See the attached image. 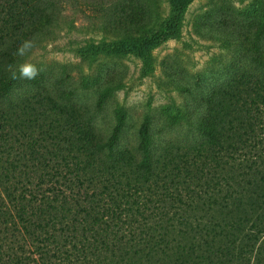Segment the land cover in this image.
Here are the masks:
<instances>
[{
  "label": "rangeland",
  "instance_id": "374dc122",
  "mask_svg": "<svg viewBox=\"0 0 264 264\" xmlns=\"http://www.w3.org/2000/svg\"><path fill=\"white\" fill-rule=\"evenodd\" d=\"M95 1L38 0L49 22L29 52L0 62V264H210L254 218L224 203L221 171L195 148L198 126L214 89L261 70L251 52L264 0H193L179 32L148 55L113 47L159 35L174 0H141L137 29L114 22L125 0ZM24 63L41 71L13 79ZM120 120L118 142L97 151ZM145 122L148 179L136 168ZM254 127L240 158L250 151L247 164L264 172V144L249 146L264 130ZM251 264H264V234Z\"/></svg>",
  "mask_w": 264,
  "mask_h": 264
},
{
  "label": "trees",
  "instance_id": "16d2710c",
  "mask_svg": "<svg viewBox=\"0 0 264 264\" xmlns=\"http://www.w3.org/2000/svg\"><path fill=\"white\" fill-rule=\"evenodd\" d=\"M107 1L111 0L95 2L103 6ZM191 1L193 0H174L172 16L166 21L160 34L154 35L153 39L121 41L114 45L113 49L148 55L157 43L179 32L183 15ZM139 2L141 3V0H125V8H122L121 13L114 15L116 26L131 29L143 27L144 12L138 9L143 3ZM49 20L50 14L47 8L38 5V0H0V62L12 56L13 51L24 41L31 40ZM254 23L252 61L261 70L254 72L241 69L228 82L214 89L205 98L206 111L198 126L204 139L198 143L199 145L196 144L198 146L195 148L199 151L206 149L202 162L206 164L209 160L213 164V169L221 171L224 179L223 187L226 191L222 197L224 203L228 204L230 200V204L233 202L231 207L233 210H237L248 220L254 218L250 233L240 243L213 252L214 257L209 258L210 264H251L253 253L264 234V211L257 215L255 212L257 209H264V172L255 168L253 161L247 164L249 160L247 155L250 151L244 153V159L240 158L239 153L241 148L247 146L251 134L255 133V124L259 125L261 122L264 130V15ZM121 126L120 120L106 142L102 139L96 141L97 151L101 152L106 146L113 147L118 142ZM150 129L148 122L139 129L138 150L142 153V157L136 165L137 171L147 179L155 170ZM257 144L258 146L264 144V140L257 138L249 146L256 148ZM176 170L191 172L189 166L181 168L177 166ZM210 172L213 170L211 169ZM233 182L242 186L239 199H234L230 190L234 185Z\"/></svg>",
  "mask_w": 264,
  "mask_h": 264
},
{
  "label": "clouds",
  "instance_id": "9594fccd",
  "mask_svg": "<svg viewBox=\"0 0 264 264\" xmlns=\"http://www.w3.org/2000/svg\"><path fill=\"white\" fill-rule=\"evenodd\" d=\"M34 46L32 40H26L19 47L16 55L24 56L27 52H29ZM41 70L37 68L36 65L30 63H24L19 65V75L16 72L12 73L13 79H34Z\"/></svg>",
  "mask_w": 264,
  "mask_h": 264
}]
</instances>
